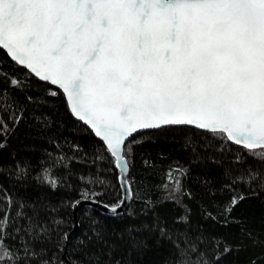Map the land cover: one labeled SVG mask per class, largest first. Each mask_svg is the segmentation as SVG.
<instances>
[{
	"label": "snow or ice",
	"instance_id": "1",
	"mask_svg": "<svg viewBox=\"0 0 264 264\" xmlns=\"http://www.w3.org/2000/svg\"><path fill=\"white\" fill-rule=\"evenodd\" d=\"M4 63L22 76L4 72ZM0 79L21 91L31 80L46 85L44 97H27L38 108L47 97H61L98 141L93 163L104 165L95 176L78 177L85 187L74 200L60 195L74 190L72 173L54 172L67 169L72 158L46 151L49 164L41 161L38 171L13 165L9 176L34 198H13L0 186V264H140L148 250L166 245L165 264H220L231 251L216 242L210 260L201 250L205 238L181 233L185 218L170 227L130 210L138 198L129 178L133 145L142 143L136 137L144 132L194 129L221 147H235L234 163L242 170H226L231 179L224 189L244 184L264 194V0H0ZM8 119L11 128L0 118V150L22 116ZM185 143L193 165L199 164L204 157L192 138ZM143 164L153 167L149 160ZM105 170L115 174L116 185ZM186 174L182 167L165 173L160 187L166 201L191 197L182 188ZM109 187L118 193L106 203ZM243 199L232 196L224 211ZM82 205L89 208L70 220ZM91 205L110 216L90 213Z\"/></svg>",
	"mask_w": 264,
	"mask_h": 264
},
{
	"label": "trees",
	"instance_id": "2",
	"mask_svg": "<svg viewBox=\"0 0 264 264\" xmlns=\"http://www.w3.org/2000/svg\"><path fill=\"white\" fill-rule=\"evenodd\" d=\"M4 72L22 76L3 64ZM31 87H25L23 91L12 89L0 79V105L8 107L0 108V118H3L12 127L9 114L22 116L18 126L8 135L7 147L0 150V170L3 178L0 186L7 188L13 198L32 197V191H23L9 176V169L16 163L28 164L35 171L41 167V161L47 166L49 161L46 151L54 155L63 153L69 158L65 163L68 168L54 169L56 175L64 176L70 171L72 178L70 183L73 191L63 190L60 195L67 199L78 198V193L85 185L78 180L80 175L97 174V168L104 165L93 160L97 154L98 141L79 124L66 110L61 97H47L46 106L37 107L30 103L28 96L44 97L46 85H38L36 80L30 81ZM6 90V92L4 91ZM41 116L45 122L36 117ZM45 123L50 124L46 127ZM191 137L197 151L204 159L193 165L194 154L191 147L186 146V139ZM142 143L133 145L132 166L130 179L134 181L133 189L138 198L130 202V210L138 216L147 214V219L160 217L161 223H167L170 227L182 217L187 223L180 225L181 233L188 231L195 238H205L201 250L207 251V257L212 260L215 256V243L220 242L221 249L227 246L229 253L221 256L220 264H264V194L253 192L247 185H233L231 189H224V185L230 182L231 177L226 175V170H231L232 175L238 174L242 169L234 163L235 147H221L218 140H207L201 132L194 129L183 128L168 130L165 132H144L136 137ZM227 144V142H224ZM210 147H205L206 145ZM72 145H78L79 151H73ZM74 157V158H73ZM251 159V158H247ZM149 160L153 167L145 168L143 161ZM217 161V163H213ZM170 167H182L187 174L181 177L183 191L191 193V197L181 196L177 202L165 200V193L161 189L164 183L165 173ZM249 164L243 165L248 168ZM104 176L111 185H116L114 173L104 171ZM90 190H103L99 185H88ZM118 193L115 187H109L104 202H111ZM243 195L245 199L230 212L224 211L232 196ZM148 199L155 205L154 208L146 207L143 199ZM81 208L76 212V219L81 216ZM15 209H13L14 213ZM95 211L101 217H109ZM126 215V211L124 212ZM75 213L69 217L74 220ZM212 217H215L213 219ZM11 231V229H9ZM11 245L13 241L9 240ZM71 249L65 253L70 260ZM170 256V250L166 245L163 248L153 247L145 255L139 257L140 264H165Z\"/></svg>",
	"mask_w": 264,
	"mask_h": 264
},
{
	"label": "water",
	"instance_id": "3",
	"mask_svg": "<svg viewBox=\"0 0 264 264\" xmlns=\"http://www.w3.org/2000/svg\"><path fill=\"white\" fill-rule=\"evenodd\" d=\"M83 207H88L89 208L88 205H82L81 208H83ZM90 208L98 211L99 213H101L103 215L110 216V214L107 213L103 208L97 207L96 205H91ZM79 210H77L76 212H78ZM76 212H75V215H74V220H76Z\"/></svg>",
	"mask_w": 264,
	"mask_h": 264
}]
</instances>
